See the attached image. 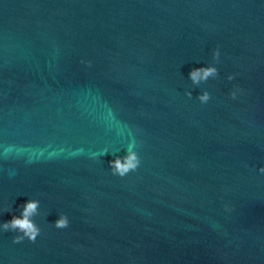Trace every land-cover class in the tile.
Wrapping results in <instances>:
<instances>
[{"label":"water","instance_id":"1","mask_svg":"<svg viewBox=\"0 0 264 264\" xmlns=\"http://www.w3.org/2000/svg\"><path fill=\"white\" fill-rule=\"evenodd\" d=\"M261 166L264 0H0V221L40 202L0 264H264Z\"/></svg>","mask_w":264,"mask_h":264},{"label":"clouds","instance_id":"2","mask_svg":"<svg viewBox=\"0 0 264 264\" xmlns=\"http://www.w3.org/2000/svg\"><path fill=\"white\" fill-rule=\"evenodd\" d=\"M220 51L218 48L211 51V62L206 63V66L192 68L188 73V80L192 86L199 87L210 79H216L219 75L217 63L219 62ZM86 67L90 66V61L81 60ZM233 74H228L225 79L229 82L234 80ZM242 94V90L233 86L228 92V98L236 100L237 96ZM185 96L191 97V92L186 91ZM211 99L207 90L201 89V93L196 97V100L201 104H207ZM137 144L133 140L126 146V152L123 156H115L108 161V170L111 175L123 178L130 172H135L140 166V158L136 151ZM257 174L264 175V166L257 167ZM40 202L37 199H29L23 205L18 206L19 214H12L7 221H0V233L12 232L15 235L12 237L13 244H19L24 240L35 242L40 234V227L34 221V217L38 215ZM8 211L7 207L0 206V216ZM225 212L231 211L227 206L224 207ZM69 226V218L64 213H58V218L52 224V227L58 230L66 229Z\"/></svg>","mask_w":264,"mask_h":264}]
</instances>
